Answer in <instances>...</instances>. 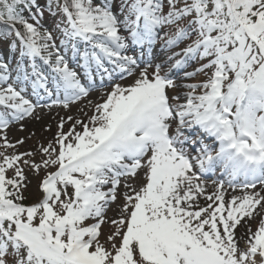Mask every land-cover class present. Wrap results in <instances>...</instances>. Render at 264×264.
Wrapping results in <instances>:
<instances>
[{
  "label": "snow or ice",
  "instance_id": "snow-or-ice-1",
  "mask_svg": "<svg viewBox=\"0 0 264 264\" xmlns=\"http://www.w3.org/2000/svg\"><path fill=\"white\" fill-rule=\"evenodd\" d=\"M0 264H264V0H0Z\"/></svg>",
  "mask_w": 264,
  "mask_h": 264
},
{
  "label": "rangeland",
  "instance_id": "rangeland-1",
  "mask_svg": "<svg viewBox=\"0 0 264 264\" xmlns=\"http://www.w3.org/2000/svg\"><path fill=\"white\" fill-rule=\"evenodd\" d=\"M93 98H95V94L93 95ZM80 107V105H74L71 109V112H65L63 109H54L52 113H47L45 110V113L43 114V121L42 122H38L35 120H30V121H25V128L26 131L24 132H20L18 130V126H13L10 128L9 130V137L12 139H16L19 137H23V136H27L28 131H36L37 136L41 137L42 139H50L51 134L49 133H44L41 128H42V123L43 124H51L53 131H55V124H56V120L53 119V116L55 115L56 112H59L60 115H75L77 114V110ZM58 119V117H57ZM34 141L33 140H28L25 145L21 148V151H23L24 149L30 148L32 147ZM34 186H35V181L33 184V191H34Z\"/></svg>",
  "mask_w": 264,
  "mask_h": 264
}]
</instances>
